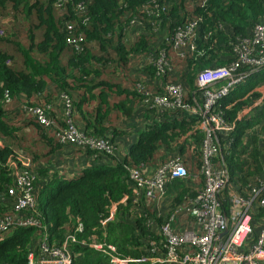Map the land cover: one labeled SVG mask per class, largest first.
I'll return each instance as SVG.
<instances>
[{
    "label": "trees",
    "instance_id": "16d2710c",
    "mask_svg": "<svg viewBox=\"0 0 264 264\" xmlns=\"http://www.w3.org/2000/svg\"><path fill=\"white\" fill-rule=\"evenodd\" d=\"M260 22L264 0H0V194L14 183L12 163L22 166L24 157L39 177L48 175L46 165L67 146L56 138L55 124L66 128L69 120L115 144L137 113L148 121L124 157L99 152L94 164L73 177L39 178L40 193L49 191L38 205L47 228L13 227L0 234V264H28L30 249L45 232L50 243L60 244L79 222L84 225L79 238L112 242L122 255L140 256L147 229L142 216L130 217L133 187L126 167H155L176 152L189 172H198L205 132L199 114L142 105L145 94L138 84L158 92L166 83L181 82L187 102H201L198 72L235 60L236 48L253 40ZM193 23L189 42L196 48L185 44L177 50V33ZM162 53L166 63L159 72L150 59L157 62ZM248 70L243 68L247 76L218 105L233 128L217 160L228 165L232 177L242 173V183L264 168V137L247 136L255 125L264 135V67ZM31 106L45 107L53 123L45 126L28 115L25 108ZM247 153L251 161L244 158ZM185 185L175 180L168 191L186 192ZM10 206L0 199V217ZM72 248L74 264H112L88 245L76 242Z\"/></svg>",
    "mask_w": 264,
    "mask_h": 264
},
{
    "label": "built area",
    "instance_id": "2783aa9c",
    "mask_svg": "<svg viewBox=\"0 0 264 264\" xmlns=\"http://www.w3.org/2000/svg\"><path fill=\"white\" fill-rule=\"evenodd\" d=\"M193 28L194 23L187 31L177 33L174 41L177 50L185 44H190L192 50L196 48L189 42L195 35ZM3 34L4 29L0 27V36ZM236 51L237 58L229 64L198 72L196 87L202 92L201 102L196 99L194 104L187 102V86L181 82L166 83L165 89L158 92L138 84L145 94L142 105L182 108L190 114H199L205 132L198 172H189L176 152L155 167H126L133 187L130 217L136 220L138 215L142 216L147 229L141 235L137 227L142 241L141 255H122L112 242L89 243L79 238L78 234L84 231L83 223L79 222L60 244L50 243L45 232L30 249L28 264H74L77 254L72 244L76 242L96 249L112 264H264V168L260 173L246 176L247 182L242 183V173L232 177L228 165L217 160L222 146L228 145L233 128L218 108L219 101L247 76L248 72L243 71L245 66L253 71L264 67V22L255 24L253 40H246ZM150 60L158 65L159 72L164 71V53L157 62ZM25 109L42 125L53 123L45 107ZM68 123L66 128L55 124L59 142L82 149L87 147L96 154L103 152L112 156L115 153V144L110 139L89 135L69 120ZM147 123L143 121V127ZM255 133L264 137L259 125L250 128L247 136ZM24 158L22 166L12 163L14 183L0 194L2 202H11L9 211L0 217V234L13 227L47 228L38 210L39 172L31 167L29 157ZM244 158L251 161L249 153ZM175 180L185 181L188 190L169 192L168 186ZM179 194H183L182 199L175 202ZM257 214L260 216L255 220Z\"/></svg>",
    "mask_w": 264,
    "mask_h": 264
},
{
    "label": "crops",
    "instance_id": "0c3cea01",
    "mask_svg": "<svg viewBox=\"0 0 264 264\" xmlns=\"http://www.w3.org/2000/svg\"><path fill=\"white\" fill-rule=\"evenodd\" d=\"M56 106L60 109H62V102L57 99V102L55 103ZM143 128V119L140 114L137 113L135 117L132 120H129V124L127 126V131L125 134H123L121 137L117 138L115 142V153L112 155L113 158L119 159L124 157L126 155L129 143L133 140L135 141L137 137H135V133H139V130ZM78 151V153H76ZM98 154H88L85 153L82 148H78L76 146L67 145L64 146L53 158V162L50 164H47L46 166H49L48 169V175L45 174L46 177H42L40 175L41 181H47L49 177H52V175L56 172H53L52 168H56L58 171V175L65 176V177H73L76 175L80 169H83L87 166H90L96 162L95 157H97ZM106 159V158H105ZM107 160V159H106ZM114 159L107 160L106 162H112ZM56 161V162H55ZM100 161V159L98 160ZM77 162L78 168L76 166L74 168H71L70 166L75 164ZM264 163V159L262 160ZM264 165V164H263ZM67 172L66 174H63V172ZM42 185V184H41ZM40 194V192H39Z\"/></svg>",
    "mask_w": 264,
    "mask_h": 264
},
{
    "label": "rangeland",
    "instance_id": "374dc122",
    "mask_svg": "<svg viewBox=\"0 0 264 264\" xmlns=\"http://www.w3.org/2000/svg\"><path fill=\"white\" fill-rule=\"evenodd\" d=\"M134 135H135V137H137V136H138V132L135 133ZM76 153H78V151H76ZM55 162H56V161H55ZM75 166H76V168H78L77 162H76L74 165L72 164L70 167H71V168H74ZM52 170H53V172L58 173V171L56 170L55 167L52 168ZM66 173H67L66 171L63 172V174H66ZM48 192H49V191L47 190V191H44V192H41L40 194H38V202H39V203L44 202V200H45V198H46Z\"/></svg>",
    "mask_w": 264,
    "mask_h": 264
}]
</instances>
